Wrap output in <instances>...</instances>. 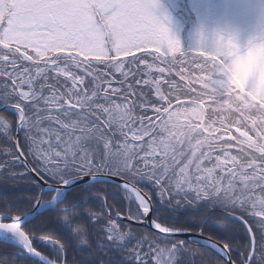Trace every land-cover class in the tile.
I'll return each mask as SVG.
<instances>
[{
	"label": "snow or ice",
	"instance_id": "obj_1",
	"mask_svg": "<svg viewBox=\"0 0 264 264\" xmlns=\"http://www.w3.org/2000/svg\"><path fill=\"white\" fill-rule=\"evenodd\" d=\"M156 6V0H0V108L15 112V131L22 134L26 149H21L11 122L0 115V131L6 142L15 140L19 152L3 150L8 159L0 162V174H6L0 179H20L27 190L39 191L27 211H0V241L20 249L15 264H56L38 251L41 243L61 258L74 243L77 258L70 264H149L146 257L153 264H210L192 245L220 253L226 258L220 264L231 259L227 242L219 248L195 237L185 244L123 230L110 215L117 205L123 206L122 199L128 201L130 220L143 223L148 218L163 234L195 228L202 234L210 228L228 239L238 221L251 234L245 216L253 217L261 229L260 241L257 245L252 236V251L240 264H264V43L241 51L231 38L222 39L214 49L197 50L199 56L192 57L203 58L205 65L210 62L211 70L219 73L210 99L219 103L216 95L226 96L223 103L238 114L228 124L221 119L227 139L217 137L219 129L211 124L180 121L189 110H170V94L161 91L160 79L137 78L138 65L153 67L145 59L153 53L169 66L183 62L176 53L192 54L169 35L154 14ZM169 56L171 60L163 59ZM113 71L122 79L105 78ZM232 71L241 75L233 79ZM142 84L154 87L167 107L138 92L135 86ZM193 105L191 114L202 119L203 104L194 100ZM149 106L155 119L146 115ZM137 108L145 115H137ZM233 126L239 137L231 135ZM233 147H238V155L230 151ZM217 152L222 154L213 155ZM206 161L214 163L206 166ZM77 188L78 195L69 202V193ZM48 193L52 195L45 199ZM30 203V198L14 201ZM53 212L58 214L55 223L37 225L30 237L25 226ZM178 223L182 226L176 227ZM93 225L94 242L89 239ZM45 227L62 233L66 242L51 231L45 233ZM145 246L148 251L142 253Z\"/></svg>",
	"mask_w": 264,
	"mask_h": 264
},
{
	"label": "rangeland",
	"instance_id": "obj_2",
	"mask_svg": "<svg viewBox=\"0 0 264 264\" xmlns=\"http://www.w3.org/2000/svg\"><path fill=\"white\" fill-rule=\"evenodd\" d=\"M183 1L184 0H156L157 6L153 11L156 17L167 27L169 35L179 42L181 50L192 53L191 56L181 57L180 53H176V59L183 62L174 63L169 66L167 63L162 62V60H155L154 56L158 54L153 53V56L145 57L147 63L152 64L153 67L148 69L146 65H138L135 69L139 73L137 78L160 79L161 91L165 95L170 94L169 99L172 103V108L170 110L176 111L180 108L189 110L187 114L180 115V121L182 123L191 122L193 125L203 124V126L211 124L213 128L219 129L220 131V133H218V135L215 134V136H224V138L227 139L225 127L221 124V119L223 118L224 123L228 124L231 120L235 119L238 114L229 110L227 105L223 103L224 100L227 99L226 96L216 95V100H218L219 103H214L210 99V97L214 95V89L217 88V85L213 84L212 81L220 78L219 73L218 71L211 70L210 62L208 65H205L203 58L193 60L192 57L199 56L197 50L214 49L222 39L231 38L241 51L246 50L250 45L264 43V34L260 33L254 26H242L236 23L238 18H246L257 9L264 8V0H189L190 12L187 10V7H184ZM149 51H151V49H149ZM136 55L142 56L143 53L137 52ZM128 59L131 58L129 57ZM163 59L171 60L172 57L169 56ZM197 65H199V67ZM97 67L105 72L110 71L105 69L103 65H98ZM158 68H164L165 71L161 73L157 71ZM113 75L116 81L122 79L120 74L114 73V71L112 75L106 76L105 78L111 80ZM131 79L132 78L129 77V82ZM3 81L4 78H0V83H3ZM168 82L174 83L177 87L175 89L171 88ZM7 83L10 84L11 81H7ZM113 87H119V84L113 83ZM135 87L138 92L143 90L146 94V98L151 99V103H156L157 106L163 105L167 107V102L160 101L155 95L154 87L143 84ZM177 96L179 97V102L177 101ZM114 98L119 100V97ZM194 100L197 104H203L204 112L202 119L191 114ZM230 103H232L234 107L236 102L233 100L230 101ZM146 113L150 114L148 115L149 117L155 119L154 110L150 106ZM13 114L15 116L13 118L17 123V116L15 112ZM10 119L13 132L14 119H12V117ZM230 132H233V134L236 135L235 137H239V133L236 131L235 126L231 127ZM204 135H207V133H204ZM196 137L197 134H193V143ZM3 140H5V135L0 131V162L8 159V156L3 153V150L10 147V142L3 146ZM185 148H187V143L185 144ZM14 152L18 155L16 149ZM216 154H218V152ZM211 163H214V161H206L205 165L211 166ZM16 171L21 170L16 169ZM0 175L6 177V174ZM8 181L10 180L8 179ZM51 195L52 194H50L49 197ZM121 201L124 202L127 207L129 206L128 201L123 199ZM120 218L123 219L122 217ZM245 219L250 221V224L261 233V229L254 223L255 218L245 216ZM238 222L242 224L241 221ZM242 226L248 234L245 226L243 224ZM149 230L152 231L151 229ZM253 235L255 236V234ZM141 250L142 253L148 251L146 246L141 248L140 251ZM148 258L150 259V257H147V259Z\"/></svg>",
	"mask_w": 264,
	"mask_h": 264
},
{
	"label": "trees",
	"instance_id": "obj_3",
	"mask_svg": "<svg viewBox=\"0 0 264 264\" xmlns=\"http://www.w3.org/2000/svg\"><path fill=\"white\" fill-rule=\"evenodd\" d=\"M130 82L133 83L134 81L131 79ZM148 100L150 102H152L150 98ZM137 114H144L145 115V112L143 110H141L140 108H137ZM0 115L4 116L7 120L10 119L11 117H12V119H14L13 117H15L14 114L10 111L0 112ZM146 115L148 116L150 114L146 113ZM9 121L11 122V119ZM12 122H13V120H12ZM13 125H14L13 126V130H14L13 132H15V128H16L15 119H14ZM19 140L21 142V149L25 150V152H26V149L24 147V142L22 139V134H20ZM7 143L9 144V142H6V140L2 141L3 146H5ZM9 146L13 149V151H15L13 141L10 142ZM29 159L31 162V158H29ZM20 170L22 171V169H20ZM9 180L10 181H8V179H7V181H8L7 183H5L4 179L0 180V211H3L6 207H11L12 208V214L19 215V214H21V212H17L16 207H19L22 210L27 211V209L29 207H31L32 204H35L37 196L39 195V191H38V189L34 190V191L33 190H27L25 188L26 182L23 180L17 179L15 182H13L11 179H9ZM141 187L144 188V191L149 192V195L152 194L148 190V188L144 187L143 185ZM78 192H79V189L77 188L75 191L69 193V202H71L72 199L78 195ZM16 197H22L24 199L30 198L31 203L28 204L27 206L22 205V204H19V205L14 204ZM44 198L48 199L49 195L45 194ZM110 199L111 198H109V200ZM125 208L128 212L129 206L127 207L125 205ZM92 210L95 212L102 211V209H100L98 206H92ZM217 214L219 215L221 213H217ZM104 215L107 217L105 212H104ZM57 217H58V214L54 213V212L48 213L44 216H41L36 221H34L33 224L25 226V231H27L31 237L32 233L34 231H36L37 225H40V224H44L46 226L52 225L55 223ZM248 222H249V224L251 223L250 221H248ZM85 223L90 224L92 222L85 220ZM105 223H107V221H105ZM119 223H120L119 225L121 226V228L123 230L131 229V230L136 231L140 234H147L149 236H152L153 238L164 237V236L158 235V234H156V233H154V232H152L149 229L144 228V227L133 226V225L127 224L125 222H119ZM210 223H212V221H210ZM237 225H238V227L235 230H233L230 234V238H232V240H230V238L226 239L224 236L221 235V233L219 231H213L210 228L203 229L202 234H204L205 236L214 238L216 240H221L223 242H228V243L234 244L238 248V250L241 253H243L244 258L247 259V254L250 251V239H249L248 234L246 233L244 227L242 226V224L237 222ZM166 226H171V225H166ZM175 226L181 227L182 225L178 223ZM251 227H252L253 232L257 238V245H258L259 241H260V233L252 225H251ZM94 228H95V225H93L92 227L89 228V239L93 242H94V235H95ZM44 231H45V233L50 232V231L53 232L54 235H56L58 238L61 239V242H66V240H67V238L62 233H59L58 231H54L51 228L45 227ZM190 231H194V232L196 231V232L201 233V230L199 228H195V229H192ZM40 234H41L40 232H37V236ZM167 239L169 240V242L179 241L178 239H175V238H168L167 237ZM189 243H190V241L189 242L185 241V244H189ZM34 246H37V245L34 243ZM192 247L195 250H198L199 255L204 260L209 261L210 264H220V262L223 261L222 258L218 254H216L214 251H212L210 248H207L204 246H196V245H192ZM37 248H38V251H42L45 255H47L49 257V259H54L56 261V263H59V264L62 263V258L57 256L52 251L51 248L47 247L43 243H41L39 246H37ZM18 251H20V249L17 248L16 246H14L13 244L0 241V264H15V261H17L19 259V256L17 255ZM141 252H142V250H141ZM238 253L239 252H233L232 253V258H233V260L236 261V264H240ZM65 254H66L65 264H70V262L74 258H77V257H75V244L74 243L71 246L66 247ZM146 259H147V257H146ZM148 260H149V264H153L151 259L148 258ZM198 264H199V262H198Z\"/></svg>",
	"mask_w": 264,
	"mask_h": 264
},
{
	"label": "water",
	"instance_id": "obj_4",
	"mask_svg": "<svg viewBox=\"0 0 264 264\" xmlns=\"http://www.w3.org/2000/svg\"><path fill=\"white\" fill-rule=\"evenodd\" d=\"M1 110L3 111L4 109H3V108H0V111H1ZM19 134H20V133H18V132L15 133V137H16V139H18ZM14 146H15V140H14ZM15 149H16V147H15ZM16 151H17V150H16ZM17 153H18V155H19V152H18V151H17ZM31 175H32L35 179H38V178L35 177V174H34V173H32ZM86 179H87V178H86ZM114 179H116L117 181H119V178H114ZM40 183L43 184L42 181H41ZM150 215H151V214H150ZM123 219L127 220V221L130 222L131 224H135V225H139V226L147 227V228L151 229L152 231H154L155 233L160 234V235H163V236L174 237V238H180V239H185V240H190V241H191V239H192L193 237H195V238L202 239V240H210V241H212V242H215L219 248H223V245H222V244H220V243L214 241V240L211 239V238L205 237V236H203L202 234H199V233H193V232H188V231H182V232L173 233V234H163V233H160L158 229H155L154 226L151 225V222H150V220H149L148 218H144V222H143V223L138 222V221H134V220H132V219L130 220V219H128V218H123ZM241 222H242V221H241ZM242 223H243V222H242ZM244 226H245V225H244ZM248 226H249V225H248ZM245 228H246V230H247V226H245ZM248 235H249V237H250V240L252 241V236H254V235H253V232H252L251 234L248 233ZM212 250H213V249H212ZM213 251H215V250H213ZM250 251H252V246H251V250H250ZM216 253H217V252H216ZM218 254L220 255V253H218ZM221 256H222V255H221ZM222 258H223L224 260H226V258H225L224 256H222ZM63 262H64V260H63ZM227 264H232V260H231V259H230V260H227Z\"/></svg>",
	"mask_w": 264,
	"mask_h": 264
},
{
	"label": "flooded vegetation",
	"instance_id": "obj_5",
	"mask_svg": "<svg viewBox=\"0 0 264 264\" xmlns=\"http://www.w3.org/2000/svg\"><path fill=\"white\" fill-rule=\"evenodd\" d=\"M183 5H184V7H187V10L190 12L191 11V9L189 8V0H184L183 1ZM214 5V4H213ZM225 132V131H224ZM218 133H220V131H218V132H216L215 134H217L218 135ZM231 135L232 136H236V135H234L233 134V132H231ZM226 137H227V134H226ZM231 143L233 144V145H235L236 144V141L235 140H232L231 141ZM231 152H233V154L234 155H238L239 154V152H238V147H233L231 150H230ZM214 154H216V153H214ZM218 154H221V153H219L218 152ZM50 194H52V193H48V195H50ZM109 202L110 203H113L112 201H111V199L109 200ZM120 204L121 205H123L122 207L121 206H119V205H117V207L116 208H113V210L111 211V213H110V215H111V218L112 219H115L116 220V222L118 223V224H120L119 222H125V223H127V224H131L130 222L128 223V221H126V220H123V219H121L120 217H122V218H124V217H126V218H128V212H127V210L125 209V203L124 202H122V201H120ZM117 210H119L120 211V215L119 216H117L116 215V211ZM105 214L107 215V216H109V212H107V211H105ZM117 217H119V218H117ZM132 220H134V219H132ZM134 221H136V220H134ZM133 226H135V225H133ZM192 232H194V231H192ZM196 232V231H195ZM204 235V234H203ZM208 237V236H207ZM212 239H214V238H212ZM179 241L180 240H183V241H186V240H184V239H178ZM215 241H217L218 243H220V244H222V245H224V243L225 242H223V241H221V240H216V239H214ZM230 240H232V238H230ZM176 242H178V241H176ZM186 242H189V241H186ZM228 243V242H227ZM229 246H230V250H231V252H230V254H231V260L233 261V258H232V253L233 252H239L238 253V255H239V261L243 258V259H245L244 258V255H243V257H241V252L238 250V248L234 245V244H232V243H229ZM18 248V247H17ZM12 250V249H11ZM19 252V251H18ZM65 256H66V254L64 253V262H66V258H65ZM221 257V256H220ZM222 258V257H221ZM62 259V260H63ZM223 261H225L224 259H222Z\"/></svg>",
	"mask_w": 264,
	"mask_h": 264
},
{
	"label": "clouds",
	"instance_id": "obj_6",
	"mask_svg": "<svg viewBox=\"0 0 264 264\" xmlns=\"http://www.w3.org/2000/svg\"><path fill=\"white\" fill-rule=\"evenodd\" d=\"M236 23L244 26H254L260 33L264 34V8L257 9L248 17H240L237 19ZM233 79H236L241 74L236 71L230 73Z\"/></svg>",
	"mask_w": 264,
	"mask_h": 264
}]
</instances>
